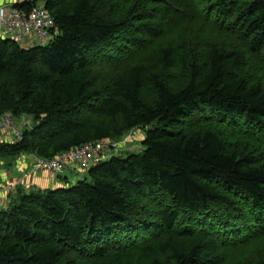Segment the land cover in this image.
I'll return each mask as SVG.
<instances>
[{
	"label": "trees",
	"instance_id": "obj_1",
	"mask_svg": "<svg viewBox=\"0 0 264 264\" xmlns=\"http://www.w3.org/2000/svg\"><path fill=\"white\" fill-rule=\"evenodd\" d=\"M173 1L13 4L41 3L58 33L0 37V115L33 120L0 155L54 157L138 127L144 149L0 210V264H219L223 244L264 237V0ZM198 21L226 43L168 36Z\"/></svg>",
	"mask_w": 264,
	"mask_h": 264
},
{
	"label": "built area",
	"instance_id": "obj_2",
	"mask_svg": "<svg viewBox=\"0 0 264 264\" xmlns=\"http://www.w3.org/2000/svg\"><path fill=\"white\" fill-rule=\"evenodd\" d=\"M58 30L47 9L41 4L33 5L29 10L18 9L13 5H0V37L21 42L24 40L38 44H46L53 39ZM21 131L13 125L10 113L0 115V141L18 140ZM109 140H97L68 149L54 157H38L34 155L33 163L24 176L37 171H47L52 176L58 175L67 166H74L82 171L107 159L113 150Z\"/></svg>",
	"mask_w": 264,
	"mask_h": 264
},
{
	"label": "rangeland",
	"instance_id": "obj_3",
	"mask_svg": "<svg viewBox=\"0 0 264 264\" xmlns=\"http://www.w3.org/2000/svg\"><path fill=\"white\" fill-rule=\"evenodd\" d=\"M171 1L176 3L173 0ZM180 1L181 0H178L177 3H179ZM179 5L180 3L177 5V7ZM198 5L199 4H196V7ZM196 7L191 4L190 7L188 8V11L196 12L194 10L196 9ZM205 34L208 35L207 37L208 39L210 38L211 40H216L221 44L226 43L224 41H226L227 38H226V34L223 31L216 30L212 28L211 26H209L208 24H205L204 22L202 23L201 21H198V22H195L189 25H185L181 27L180 29L176 30L175 32L168 34V36H173L175 39H177V37H180L181 39H183L185 36L188 35L191 37L190 39L191 41H187L189 42V46H190V42H192L193 39L197 41L198 45L200 44L201 41L208 40V39L204 40L201 37L202 35H205ZM182 35H184V37ZM229 42H232V39H230ZM19 44L22 45L23 47L24 46L26 47L28 45H35L38 43L24 40V41L19 42ZM251 60H252L251 64L255 66H259L258 65L259 63L254 58ZM177 67L179 68L180 72H176V73H181V72L184 73L185 67L182 62H179ZM96 71L98 72H94V73H95V81L97 84L102 83L104 79H101L102 77L96 73L101 72L102 76L111 74V71L104 67L97 68ZM183 73L179 75H175V77L179 79L181 78V76H183ZM32 124H33V120L29 116H25V115L13 116V125L17 127L19 130L29 129L31 128ZM200 126L205 127V128L206 127L213 128L217 130L220 133V135L223 137V139L229 143L230 146L232 147L237 146L240 148V150L245 149L246 147L252 145V142L249 141L248 139H245L237 135V133L229 129L227 130L221 126H217L213 123L205 122V123H202L194 127L198 128ZM143 138H144L143 128L138 127V128H134L130 131L125 132L124 134H122V136L116 138L115 140H109V142L113 144L114 146L113 148H115L114 151L113 150L109 151V156L120 155L121 157L125 158L129 154L140 153L144 149V146L141 144V141ZM20 157H21V154L5 155V156L0 155V162H1L0 172L6 169L8 165H10V167L12 168H15ZM84 174H85V178H87L88 177L87 171H84ZM223 245L224 247H220L218 249V253L222 254L223 256L222 257L223 260L221 259L219 264H235L238 262H249V263L255 264L260 259H264V237L261 239H245V240L237 239L235 243L230 242L229 244H223Z\"/></svg>",
	"mask_w": 264,
	"mask_h": 264
},
{
	"label": "crops",
	"instance_id": "obj_4",
	"mask_svg": "<svg viewBox=\"0 0 264 264\" xmlns=\"http://www.w3.org/2000/svg\"><path fill=\"white\" fill-rule=\"evenodd\" d=\"M19 1L21 0H0V5L9 7ZM33 158L34 154L23 153L15 168L8 165L0 172V210L8 208L21 195L30 192L41 193L47 189L71 185L85 178L84 171L74 166H67L56 176L41 170L24 176L33 163Z\"/></svg>",
	"mask_w": 264,
	"mask_h": 264
}]
</instances>
